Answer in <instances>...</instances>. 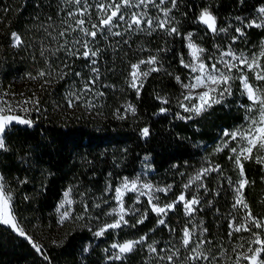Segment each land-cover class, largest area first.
Listing matches in <instances>:
<instances>
[{
  "label": "trees",
  "instance_id": "trees-1",
  "mask_svg": "<svg viewBox=\"0 0 264 264\" xmlns=\"http://www.w3.org/2000/svg\"><path fill=\"white\" fill-rule=\"evenodd\" d=\"M262 2L177 0V7L172 9L170 16L175 18L174 24L180 35H168L161 29L149 32L146 24L142 31L125 32L126 25L120 22V26L112 31H120L123 35L114 36L105 31L97 36L92 46L98 47L100 52L92 65L91 59L71 56L68 51H75L73 41L80 38L79 31L69 32L65 37L58 35L68 27L63 21L72 23L67 12L74 10L73 5L66 4L65 0H0V83L4 85L23 78L25 86L32 90V97L35 94L39 99V111H36V105L30 107V119L34 121L31 127L14 123L7 129L4 139L8 150H0V171L12 191L19 224L27 236L42 247V252H37L26 237L8 225L0 224V264H169L166 259H158L156 254L148 252L147 244L153 241L158 242L159 256L179 248L180 264H193L184 260L187 251L180 245L181 229L185 224L189 225L182 205L167 216L168 225L176 229L174 232L165 226L156 227L157 217L149 212L148 219L135 228L110 230L101 237L93 234L107 219L104 215L108 205L104 195L107 181L114 183L119 174L137 170L161 175L166 181H173V189L167 198L174 199L183 190L185 176L193 165L196 168L219 165L222 170L210 172L204 178L207 191L198 187L194 193L187 192L189 197L198 195L202 201L196 206L195 213L207 232L199 238L210 241L206 244L214 250L231 249L233 256L245 250L253 239L249 232L229 236V222L232 215L237 214L230 212L234 189L228 178L235 182L238 171L232 167L234 163L229 159V150L215 152L214 145L224 129H231L243 120L245 109L242 105L250 102L242 95L237 80L232 85V95L226 96L221 104L213 105L192 119H180L178 114L185 117L191 114L178 105L182 89L174 77L180 76L184 80L188 74V69L180 63L181 57L186 59L188 56L184 32L200 30L202 43L208 47L216 48L223 42L220 33L207 30L197 21L201 9L210 8L217 17L218 28L229 23L243 27L236 17L247 20ZM89 3L94 4L95 0H89ZM164 6L171 7V4ZM146 11L151 17H163L155 7L149 6ZM89 14L91 23H96L94 7L89 9ZM243 30L245 41L254 45L264 35V28L244 27ZM13 32L23 41L19 47L13 46ZM153 55L158 56L157 66L161 70L152 72L144 80L137 96L127 82L130 65ZM65 64L70 69L64 68ZM92 67L98 72H92ZM41 69L51 75L43 79L29 77V74L36 76ZM60 69L69 74L60 78ZM45 79L50 83L42 88ZM90 79H95L96 83L86 93L82 92ZM73 92L82 98L70 108L67 96ZM157 95L166 98L168 103H161L156 99ZM129 104L135 107V114L125 110ZM161 107L168 111L161 113ZM145 127L150 130L148 137L141 135V129ZM200 160H207L210 166L206 165L207 161L200 163ZM243 164L246 177L254 182L244 189L246 201L253 215L262 219L264 165L254 159L243 161ZM25 180L26 183H19ZM67 185L72 186L75 203L72 218L60 223L54 206ZM145 207L147 202L143 200L140 210ZM80 215L83 219H76ZM127 219L135 223L130 216ZM150 229L155 231L150 232ZM145 233L149 235L144 245L137 246L121 260L107 259L104 248L111 242L139 238ZM88 241L90 243L86 244ZM206 244L202 245L205 252ZM241 244L243 247L233 252V248ZM86 247L88 251L84 252ZM45 255L48 260L44 259Z\"/></svg>",
  "mask_w": 264,
  "mask_h": 264
},
{
  "label": "snow or ice",
  "instance_id": "snow-or-ice-1",
  "mask_svg": "<svg viewBox=\"0 0 264 264\" xmlns=\"http://www.w3.org/2000/svg\"><path fill=\"white\" fill-rule=\"evenodd\" d=\"M243 2V0H241ZM66 4L74 6V10H69L67 16L72 19V23L69 24L68 20L63 21L68 27L59 32V37H65L69 32L79 31L81 36L79 39L73 41V48L68 49L71 56H80L85 60L91 59V64L95 65V57L98 56L100 49L93 48L98 35L103 34L105 31L114 36L123 35L120 31L113 32V28L120 26V22L126 25L125 32L132 31L133 29L142 31L143 25L148 26L149 32L161 29L167 32L168 35H180L179 28L174 24V17L170 16L172 9L177 7V0H95L94 4H90L89 0H65ZM166 3H170L171 7H162ZM149 6L155 7L159 12L163 13V17H151L146 9ZM96 9V23H91L92 17L89 14V9ZM145 9L144 11H130V9ZM258 16L254 19L247 20V23L243 27H236L235 32L239 36H233V41L240 38L244 34V27L247 28H264V6L257 9ZM87 17V18H86ZM51 19V18H49ZM238 21H242L243 18L236 17ZM197 21L206 26L207 30L216 32H227L226 28L217 27V17L213 15L210 8L206 7L201 9ZM90 25V26H89ZM13 38V46L19 47L22 44V39L16 32L11 33ZM193 33L188 32L184 37L187 41V48L189 49L190 60L186 61L183 57L180 59V63L183 67L189 69V76L187 82L181 79L180 76H175L174 79L180 84L182 92V99H178V105L184 112L191 115L180 116V119H192L193 116H199L207 112L213 105L221 104L226 96L232 95V85L237 80L240 83L242 95H245L250 102L248 105H242L245 109L244 121L245 123L229 130L224 129L220 142L214 149L215 152H221L224 149H228L230 152L229 159L233 161L234 166L239 172V178L233 182L231 178H228L230 186L234 189V203L232 208L236 213L243 212V215H232L229 222V236L239 232H249L253 239L250 244L257 245V247H249L247 252L237 253L234 264H241V261H246L247 264H264V222L253 215L249 204L246 201L244 195V189L250 183L245 175L243 161L255 160L256 163L264 165V86L260 83L250 82L248 73L251 72L255 81L264 82V41L261 42L259 53H252L250 56L245 55L243 52L237 54L231 46L227 50L219 52L218 57H209V60H215V62L208 64L203 58V54L206 51L200 47L192 39ZM90 38V39H89ZM107 38V37H105ZM68 41L65 40V44ZM76 45H79L77 48ZM64 45H61L63 48ZM219 49V45L216 46ZM43 55V52L41 53ZM159 64L158 56H149L146 60H139L136 63L130 65L128 84L132 89H135L137 96L140 94V90L143 88L144 80L152 73L159 72L161 70L157 65ZM141 65L145 68L142 70ZM64 68L70 66L65 64ZM235 70V71H234ZM92 72H98V69L92 67ZM61 77L66 76L69 72L60 69ZM79 76L80 73H73ZM51 72H46L41 69L37 72L36 76L29 74L31 79H43L50 76ZM50 81L45 79L43 88ZM96 83L95 79H90L84 84L82 92H87L91 89V85ZM102 95V93H101ZM82 97L78 93H70L67 96L68 107H74L76 101ZM157 100L161 103L167 104L166 98L156 96ZM32 104L36 105V111H39V99L35 97L28 98L23 101V105ZM91 106V105H90ZM20 110L28 112L31 109L20 106ZM126 111L135 114V107L131 104L127 105ZM161 113L168 111V109L161 107L159 110ZM123 118V117H121ZM14 123L26 125L31 127L34 123L33 120L15 114L13 106L7 102L0 103V150L7 151V144L4 139V135L8 128ZM141 135L148 137L150 135L149 128L145 127L141 129ZM235 143V147L231 145ZM147 160V157H145ZM222 171L219 165L214 167H203L197 171V173L190 177L188 183L183 185V189L175 199L171 201L162 200L157 193H164L165 197L172 191V185H167L163 188L156 187L150 182H144L137 176L134 179L127 177L123 178L121 183L114 189L112 185L106 186V191H114L115 195L113 199L116 201L117 206L112 209L110 213L106 215L112 217L111 223H104L97 227V230L93 233L96 237L104 236L108 231L122 229L123 227L135 228L137 225H142L147 219L149 212L155 214L157 217L156 227L165 226L169 228V231H176L171 228L167 223V216L170 211H174L177 206L182 205L186 216L192 217L197 211V205L201 204V199L198 195H192L189 198L187 189L193 184L198 183L199 188H204L207 191L206 185L203 180L210 172ZM264 179V177H262ZM27 181H19V183H26ZM71 188L67 189L63 193L64 199L61 201L57 208V212L60 213V223H63L67 219L72 218V212L65 209V205H71L73 203L71 196ZM132 192L136 194L135 204L141 203V197L147 198V207L141 211L139 208H127L125 207L124 197L127 193ZM27 199V197H25ZM107 203V201H105ZM211 204V202H209ZM99 207V205H97ZM64 209L63 211H61ZM87 205H85V211ZM130 216L135 220V223H130L126 217ZM138 217V218H137ZM76 219H83V215L77 216ZM200 224H193L189 227L185 224L181 229L180 245L187 251L185 261L196 262L200 260H209V256L205 253L202 245L211 243L196 236V229H200V237L207 232L206 228L201 227ZM0 224L10 226L14 231L18 232L20 236L26 237L37 252H42V247L32 241L30 236L23 227L19 224L13 208V195L9 189L5 178L0 175ZM255 229V231H254ZM155 231V229H150ZM148 233L140 236L135 240H125L123 242H113L110 248L115 250L113 255L107 257L109 260H121L124 256L130 252L136 250L137 246L144 245L148 239ZM157 241L147 244V250L149 253L156 254L158 259H166L169 264H175V258L179 256L180 249L177 248L171 254L166 256H159L156 245ZM243 245H237L233 248V252H236V248H242ZM88 248L84 249L87 252ZM105 251H108L107 249ZM164 251V249H160ZM45 260L49 258L44 256ZM214 259V258H213ZM183 264V262H182Z\"/></svg>",
  "mask_w": 264,
  "mask_h": 264
},
{
  "label": "rangeland",
  "instance_id": "rangeland-1",
  "mask_svg": "<svg viewBox=\"0 0 264 264\" xmlns=\"http://www.w3.org/2000/svg\"><path fill=\"white\" fill-rule=\"evenodd\" d=\"M261 6H264V0L255 9V11L251 15L248 16L247 20L256 18L258 16L257 9L259 7H261ZM247 20H242L240 22H241L242 25H244V24L247 23ZM236 27H239V26H237L235 24H232V23H229V24H227L225 26L219 27V28L228 29L227 32H219L218 31V33L221 34V38L223 39V42L219 44V46H220L219 49L217 47L216 48H212V47L205 46L202 43V38H201L202 34H201L200 30L189 29L188 31L184 32V37L186 36V34L188 32L193 33V37H192L193 41L195 43H197L200 47H202V48H204L206 50L204 52V54H203V58H204L205 62L208 63V64H211V63L215 62V60H209L208 59L209 57H218L219 52L222 51V50H227V48L229 46H231V48L234 51H236L237 54H239L240 52H243L245 55H249L250 56L252 53H259L261 42L264 41V35L261 36L258 39V41H256V44H255L256 46L253 43L245 41L246 40L245 32H244L243 36H240L239 39L233 41V39H232L233 36H239V34L235 32V28ZM185 44L187 45V41L186 40H185ZM221 45H223V46H221ZM255 47H258V48H255ZM187 53H188V56L185 59L186 61L191 59L190 56H189V49L188 48H187ZM142 60H146V59H142ZM144 68H145V66L141 65V69L143 70ZM248 75H249L250 82L260 83L262 86H264V82L255 81L254 76L252 75L251 72H249ZM250 75H251V78H250ZM188 76H189V69H188L187 77L184 79L185 82H187ZM22 79L23 78H16V79H14V80H12L10 82H6L4 84L5 86L0 83V103L7 102V103L11 104L13 106V108L15 109V114H18L20 116H23L25 118L30 119L31 110L28 111V112H24V111L20 110V106L27 107V108L30 109L31 104L23 105V101L32 97V94H31L32 90L29 89L30 87H26L25 86V80H22ZM244 123H245V121H244V118H243V120L238 122V124L235 125L233 128H235L236 126L242 125ZM233 128H231V129H233ZM231 129H229V130H231ZM220 140H221V137L218 140V142L214 145L215 146L214 148H216V145L220 142ZM231 146L235 147L236 145H235V143H233ZM260 155H264V153H260ZM205 161H207V160H200L199 162L200 163H206ZM206 165L210 166L208 161H207ZM232 167H235V166L233 165ZM200 169H201V167L197 166V168H196L193 165L192 166V170L188 171V174L185 176L184 184L188 183L189 178L194 176L197 173V171L200 170ZM0 175H3L1 171H0ZM137 176H139L142 181L150 182L153 185H155L156 187H160V188H163V187H165L167 185H172L173 184L172 180L166 181L165 180L166 178L164 176H161V175H156V176L155 175H149V174L143 172L142 170H137V171H135V172H133L131 174H126V173L119 174L116 177V181L114 183H111V182H108V181L106 182V185H105V188H104V195H105V201H107L108 205H107V208H106V210L104 212V215L107 216V219L103 223H100L99 225L104 224V223H111L112 222V217L106 215V213H110L112 211V209L117 206L116 201L113 199V197L115 195L114 191H106V186L110 184V185H112V187L114 189L116 186H118L121 183L123 178L127 177V178H129L131 180V179L136 178ZM238 178H239V172H238V176L235 178V181ZM5 181H6L7 185H8V181L6 179H5ZM69 188H71V190H72L70 198L72 199L73 203L71 205H67L66 204L65 205V209H68V210H70L72 212L73 208H74L75 201H74V197H73V189H72L71 185H67L62 190L61 195L57 199V201L55 203V206H54V210H55L56 218H57L58 222L60 221V213L57 212V208L60 205L61 201L64 199L63 193ZM172 189H173V187H172ZM197 189H198V185L196 183V184H193L189 189H187V192L189 191L191 193H194L195 191H197ZM179 194H180V192L177 195H179ZM157 195H159L162 200H167V201L173 200V199H168L167 196L165 197L164 193H157ZM189 198H191V197H189ZM135 199H136V194L135 193H132V192L127 193L125 195V197H124L125 207H127L129 209H131L133 207L140 209V205L143 203V200H146V202H147V198L146 197H141V203L135 204L134 203ZM63 210L64 209H62L61 211H63ZM230 212L234 213V214H237V215H243V212L236 213V211L233 208L230 210ZM126 219H127V217H126ZM188 221H189L188 223L190 225L189 227H191L193 224H200L199 217H198V215L196 213H194L191 218L188 217ZM261 221L264 222V217L261 219ZM96 230H97V228H96ZM195 231H196V236L199 238L200 237V229L197 228ZM236 235H238V234H236ZM238 238L240 240V235L238 236ZM135 239H138V238H130V239H125V240H135ZM125 240H123V241H125ZM123 241H113V242H123ZM113 242H111L108 247L104 248V252H107L106 253V257H108L110 255H113V253L115 251V250L110 248V245ZM89 243H90L89 241L86 242V244H89ZM248 246L249 247L251 246L253 248L257 247V245H254V244H249ZM248 246H246L245 250L238 251L237 253L247 252V250L249 248ZM106 249L108 251H105ZM205 253L209 256V260H207V261L206 260H204V261L202 260V262L199 263V264H234V261L236 259V255H237V253H236V255L233 256L231 254V249H229V250L226 249V251H224V252H223L222 249H219V248H217V250H214V247H211L210 244H206V252ZM180 256L181 255L179 254V256L176 257L175 264H180L181 263L180 262L181 261L180 260L181 259ZM232 257H234V258H232ZM262 258H264V257H262ZM241 264H247V262L242 260Z\"/></svg>",
  "mask_w": 264,
  "mask_h": 264
}]
</instances>
